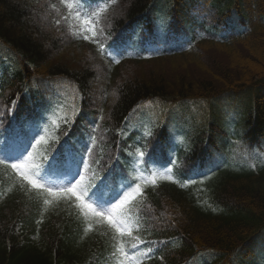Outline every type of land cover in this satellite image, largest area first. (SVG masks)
<instances>
[{
	"label": "trees",
	"instance_id": "obj_1",
	"mask_svg": "<svg viewBox=\"0 0 264 264\" xmlns=\"http://www.w3.org/2000/svg\"><path fill=\"white\" fill-rule=\"evenodd\" d=\"M176 1L182 11L191 6V1L201 8L216 0ZM224 1L233 3L232 0ZM33 4L48 17L45 25L40 16L33 13ZM51 5H55L54 2L46 0H0V40L23 57L24 69H28L15 86H21L20 89H4L0 96V118L7 115L15 95L23 93L22 89L32 76L37 83L45 80L62 90L48 109L52 116L43 134V148L60 142L65 135L72 139L73 134H92L91 168L102 171L114 161L128 159L130 142L126 133L130 127L127 118L132 110L143 108L146 102L161 99L182 104L186 97L219 100L221 97L217 92L239 94L251 90L254 104L253 87L264 80V31L237 47L208 46L199 61L191 56H166L129 64L125 69L118 68L119 74L112 75L102 65L100 76L104 78L97 80L96 92L89 95L88 76L91 70L92 74L96 71L102 55L96 43L82 39L79 45L83 47V55L75 63L66 61L68 52L78 42L72 36L74 40L70 36L60 40L57 33L64 35L65 32L55 26V20L63 15H56L57 8ZM173 5L174 0H117L101 14L98 26L103 31L96 39L100 43L101 40L108 41L125 26L137 31L141 28V17L150 18L153 13L163 11L172 14ZM96 7L97 10L100 8ZM179 17L183 20L181 14ZM60 24L68 29L74 22L61 20ZM84 48L91 53V69ZM50 85L30 88L34 101L43 102L44 97L38 94L48 91ZM77 101L79 104L70 114V105ZM255 105H258L255 128L260 131L264 128V105L259 99ZM33 110H14L15 121L25 123L22 120L26 113ZM216 115L209 113L201 118L195 116L197 119L186 118L179 130L186 134V144L190 145L188 153L185 149L186 157L192 156L197 148L201 150L210 144L218 146L224 116L216 119ZM176 117L175 113L157 112L144 116L149 129H143L138 139L148 153L152 148L154 152L162 151L168 144L170 137L166 134V123ZM3 122L0 120V128ZM149 132L151 135H146ZM131 152L130 156H133L134 150ZM200 155L202 157L195 162L204 161V151ZM43 158L44 155L35 153L32 159L36 164ZM228 167L235 166L228 163L225 168ZM204 184L193 188L164 184L150 196L154 204L149 202L148 206L160 210L162 204L167 203L165 208L173 221L160 228L154 224H146L145 228L142 224L140 232L133 231V236L143 240H164L169 247L159 253L163 261L144 258L142 264H178L181 258L187 259L203 250H214L220 264L225 260L226 252H232L240 242L264 226V168L224 170ZM38 198L40 205L34 197L15 190L0 204V244H3L0 246V264H117L113 256L114 232L109 231L112 229L106 223L85 220L74 199L52 198V203L45 205L44 200L50 198L44 194ZM139 198L140 195L129 205L130 209L136 208ZM89 223L92 229L86 232ZM18 226L20 233L15 231ZM141 231L144 232L142 236ZM123 242L128 247L136 241L125 237Z\"/></svg>",
	"mask_w": 264,
	"mask_h": 264
},
{
	"label": "snow or ice",
	"instance_id": "obj_2",
	"mask_svg": "<svg viewBox=\"0 0 264 264\" xmlns=\"http://www.w3.org/2000/svg\"><path fill=\"white\" fill-rule=\"evenodd\" d=\"M60 4L66 7L67 15L61 16L60 19L55 20L56 25H60L61 20L65 22H70L72 20L81 21V25H70V31L75 28V31H72V35L81 36L85 41H91L97 44L98 51L101 54L105 52V46L103 43H100L96 36L98 33H102V29H98L97 25L100 22V16L104 13L108 4L105 3L104 7L99 8L97 11L92 12L91 14L83 13L80 11L82 4L80 0H59ZM117 0H111L112 4H115ZM55 8V5H51ZM81 26L83 31H81ZM89 33L91 35H89ZM114 62L118 63V60L114 59ZM146 135H151V133H146ZM141 157L144 156L143 152H140ZM4 160H0V164L4 163ZM33 165L27 161H20L18 163H12L11 168L16 170L21 177V180L27 181L28 185L34 189H41L47 194L48 197L59 199L61 197L65 199L75 198L77 201L76 207L80 210L81 214L85 220H95L97 223L104 224L106 223L112 230H114V252L113 256L117 259V264H142L141 257H147L148 254L152 251L151 248L148 249V252H141L139 256L128 248L125 247L123 239L125 237H130L136 242L131 244L132 250H139L141 244H146L148 242L140 239L138 236H133V228L137 226V221L133 220L128 215V206L133 203L137 196L142 193V188L140 184H136L135 187L129 185L130 191L125 192L123 197L119 201L113 204L111 207H101L99 205L94 206L93 203L85 202L84 197L88 194V188L82 186L80 182L72 184L69 187H64L59 190H54L51 187L46 186L43 183L39 182V172L30 174V170ZM38 167V166H36ZM37 178H33V177ZM143 179V177H141ZM157 179H171L170 176L160 175L157 177L155 174L150 178V181L153 185L156 184ZM148 181H145L147 183ZM52 203L51 199H45L44 204L49 205ZM92 229V224L89 223L85 231H90Z\"/></svg>",
	"mask_w": 264,
	"mask_h": 264
},
{
	"label": "rangeland",
	"instance_id": "obj_3",
	"mask_svg": "<svg viewBox=\"0 0 264 264\" xmlns=\"http://www.w3.org/2000/svg\"><path fill=\"white\" fill-rule=\"evenodd\" d=\"M72 54H70V55H67L66 56V58H65V60L66 61H69L70 63H71V61H72ZM98 204H99V206H101V207H111V206H108V205H102L101 203H100V201H98ZM259 256H260V259H261V261L264 263V248L262 249H260L259 250Z\"/></svg>",
	"mask_w": 264,
	"mask_h": 264
}]
</instances>
